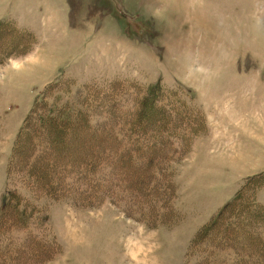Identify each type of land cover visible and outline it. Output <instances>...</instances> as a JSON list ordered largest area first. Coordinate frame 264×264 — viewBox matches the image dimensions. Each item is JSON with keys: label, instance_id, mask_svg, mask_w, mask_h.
<instances>
[{"label": "rangeland", "instance_id": "obj_1", "mask_svg": "<svg viewBox=\"0 0 264 264\" xmlns=\"http://www.w3.org/2000/svg\"><path fill=\"white\" fill-rule=\"evenodd\" d=\"M48 86L49 105L55 97L90 120L63 130L64 156L52 154L66 165L98 146L106 153L102 134L130 121L144 132V152L108 169L95 197L45 195L32 146L24 157L16 150L22 173L8 180L18 134ZM152 87V111L140 116L136 97ZM109 112L118 117L107 121ZM148 159L147 173L171 183L166 199L159 189L134 195V170ZM8 188L37 206L30 227L56 252L40 262L31 241L0 251V264H197L195 236L229 201L254 191L264 206V0H0V207Z\"/></svg>", "mask_w": 264, "mask_h": 264}, {"label": "trees", "instance_id": "obj_2", "mask_svg": "<svg viewBox=\"0 0 264 264\" xmlns=\"http://www.w3.org/2000/svg\"><path fill=\"white\" fill-rule=\"evenodd\" d=\"M49 86L44 90L43 95L36 102L37 105L40 101L44 100L45 103L43 108L40 112H33V109V113L31 112L26 117L18 134L16 149L12 152L15 155L11 156L9 162L8 180L11 179L14 172L19 170V173H22L18 158L24 157L23 153L26 150H32L33 147L32 159H41L42 161L39 166H37V168H39L38 170L34 172L32 170L33 165H31L26 170V173L28 172L31 174V171H33L31 175H33L34 180L44 183V186L41 187L45 195L52 197V194L61 195L64 192H69L71 190L77 191V189H79L81 193L87 192L90 196L95 197L96 194L94 193L99 191V189L96 188H100L102 185V177L108 178V175H106L108 169L118 168L120 162H123V160L126 162L128 160H134L136 162L135 156L129 155L136 147L140 153L144 152V150L141 149L143 143L142 145L137 144L140 142V138L144 132L138 133L133 130L132 121L125 127L119 124L122 129H114V131H109L107 133L104 132L101 136H106L108 137L107 141H111L109 143H99L101 147L107 150L106 153L104 151L103 153H99V151L103 149L98 146L95 152L89 154V156H84L81 159L77 157L75 160H72L74 166H72V164L66 165V163L63 162L64 160L53 155L52 152L58 149V155L64 156L62 152L63 139H65L63 130L71 119H73L75 123H78L77 120L83 123V121L89 119L85 118V112L82 110L76 112L74 114L75 117H73V109L68 103H55V97L53 99L55 102L49 105V103L46 102L47 96L53 94ZM55 89L56 88L53 87V90ZM159 89L160 88L156 89L152 87L147 97H145V94L142 96L139 95V98L138 96L136 97V106L141 108L139 112L140 116H146L152 111L150 108L152 106L151 103L155 101L156 96H154V94ZM56 96L58 95L56 94ZM148 100H150V103H148ZM129 109L130 108L127 109L126 114H128ZM132 111L137 110L134 108L131 109V112ZM106 117L108 121L114 120L118 116L109 112ZM91 122L93 121L91 120ZM83 125L85 124L83 123ZM68 130L71 131L70 126ZM150 133L151 131L149 134ZM164 133L165 128L162 127L161 131L158 133L161 139L164 138ZM123 137L130 140V142L119 148L120 141ZM114 139H116L119 144L118 142L112 141ZM144 147H147V144H145ZM16 150L17 155L20 154L19 157L16 156ZM150 160L148 159V162H145L146 165H144V167H146V169L140 168L139 170H134L136 176H139L136 179V181H138L134 195H141L140 198H146L143 194H151L155 189L161 190L163 194L171 189V183L168 180L158 179L154 172L152 173L153 175L151 174L152 176L147 173L150 172L149 168L152 165ZM106 166L109 167L107 168ZM46 170L48 171L47 175H45ZM114 177L115 179L118 178V176ZM80 184L83 185V188ZM117 184L119 185V181H117ZM59 187L60 189H58ZM53 188H56L57 191H52ZM112 191V189H109V192L112 194L111 196H113ZM17 194V191L8 188L7 194L4 195L3 203L0 207V251L5 252L9 248V252H12L15 248L23 247V244H28L32 241L33 245L38 247V250H42L40 254L41 262L56 252L55 242L51 236L46 233L33 234L30 227L31 219L35 211L39 210L37 206H34L27 199L25 200L23 196L21 197ZM107 194V192L103 193V195ZM239 195L237 196L238 198L236 197L237 199L233 198V200L229 201L219 213L207 221L195 236L190 252L192 254L191 256L197 257V264H247L248 262L251 263L253 260L258 264H264V236L262 235L264 231L262 230L261 219H259L263 217L262 219L264 220V206L259 204L254 191L248 193L241 192ZM165 196L166 194L164 198ZM82 198L85 199L86 197L83 196ZM165 199H163V201H165ZM159 201L162 202V200ZM35 219H40L42 224L44 223L43 218H39V215L35 217ZM18 227L23 229L21 239H19V236L16 238L17 235H15L19 229ZM246 235L250 240L253 238L252 245L248 238L250 242L248 244L244 242ZM229 240H237L244 246L241 244L240 247L237 244L236 248L233 250L217 247L219 246L217 244L220 242H222L223 245H227ZM9 245L10 247H8ZM5 246H7V248ZM3 257L9 261L13 260L12 255L4 254Z\"/></svg>", "mask_w": 264, "mask_h": 264}]
</instances>
